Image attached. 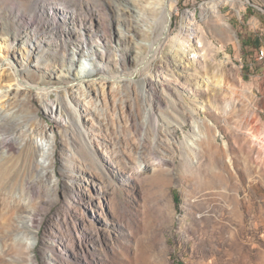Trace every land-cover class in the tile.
Segmentation results:
<instances>
[{"label":"rangeland","instance_id":"374dc122","mask_svg":"<svg viewBox=\"0 0 264 264\" xmlns=\"http://www.w3.org/2000/svg\"><path fill=\"white\" fill-rule=\"evenodd\" d=\"M150 7L0 0V60L43 88L4 101L0 86L18 121L0 162L36 148L0 183V264H264V0H177L147 67ZM73 52L89 59L73 68L105 65L91 86L68 85Z\"/></svg>","mask_w":264,"mask_h":264},{"label":"bare ground","instance_id":"6f19581e","mask_svg":"<svg viewBox=\"0 0 264 264\" xmlns=\"http://www.w3.org/2000/svg\"><path fill=\"white\" fill-rule=\"evenodd\" d=\"M147 1H149L151 7L149 9H145L144 14L149 16V18H151L150 35L153 38V43H151L149 47H147L148 52H152L151 56L146 58V55H144L141 58L142 61L141 65L143 66H147L150 64V60L148 58L153 57V55L157 52V50L161 48L160 44H162L163 41L168 37L172 28V21L175 15L173 5L177 0H147ZM210 9L214 10L215 5L211 4L209 7L208 5H206L203 9V12L205 11L206 13V14L204 13V15L209 14ZM187 15L188 13H186V16ZM152 28H153V32L151 31ZM221 28L225 34L227 35L230 34L231 30L228 26L222 24ZM184 35H187L188 38L198 37L196 35L195 27L192 26L187 27L186 25H184V22H182V28L180 33L177 35V37L183 38ZM72 54H73L72 57L69 59L70 63L67 65L68 73L71 72L70 77L72 78L70 81H68L69 83L68 85L74 84L75 82L78 81H85L87 82V84L91 83L90 84L91 86L92 82H89L88 77H91L93 73L97 70L103 72L106 69L105 65L100 62L95 63L88 61V65H91V67L89 66L87 68H84L83 66H81L79 69H76L73 68V66L79 63L81 59L83 60H89V59H87L82 54L80 55L76 54V52H73ZM156 63L157 62H155V65ZM25 67L26 65L23 67L22 64L20 65V67H17L13 58L8 57L0 60V86H3L4 81L9 82L7 85L8 90H6L5 94L1 96V99L5 98L4 101H17L19 98H23V99L25 97L29 98L31 96L30 93L31 87L33 86L37 89H40V91L43 89L42 87L34 85L26 78H24L22 73H24V71L26 70ZM7 70H9V72ZM122 76L128 77L129 80H132L131 76L126 74L121 76L119 75L118 79L122 78ZM112 78L114 79V76H112ZM207 81H210V79L207 78ZM11 82H14L13 86ZM142 85L144 87L145 85L146 86L148 85L147 81L144 80L143 78H142ZM10 86L12 87L10 88ZM82 87L83 85L80 84L79 88ZM45 91H47L45 93V98L44 96H42V98L44 99L45 104L47 103L52 104L51 109L53 112L55 109V104L57 105L58 103L55 102L50 103L47 96L48 90ZM61 91L63 92L66 91V93H70V91H72V85L67 90L65 89L57 90V92H61ZM56 109L60 111L62 110L61 107L60 108L58 107ZM17 122L18 121L15 116H13L12 118L11 117L8 118V116L3 112H1L0 109V146L7 147L8 149L12 148V144L15 138L11 137L10 135L12 134V129L14 127V124H17ZM35 151L36 148L35 145H33L32 140L26 139L23 147L19 151H17L14 154L13 152H10V154L6 156L7 158L4 161L2 160V162H0V183L13 180L14 178H16V176L26 177L32 168V162L35 156ZM188 160H190V157L185 156L181 161V164L187 162Z\"/></svg>","mask_w":264,"mask_h":264},{"label":"trees","instance_id":"16d2710c","mask_svg":"<svg viewBox=\"0 0 264 264\" xmlns=\"http://www.w3.org/2000/svg\"><path fill=\"white\" fill-rule=\"evenodd\" d=\"M173 200H174L175 207L178 208L180 204V199L176 191H173Z\"/></svg>","mask_w":264,"mask_h":264},{"label":"built area","instance_id":"2783aa9c","mask_svg":"<svg viewBox=\"0 0 264 264\" xmlns=\"http://www.w3.org/2000/svg\"><path fill=\"white\" fill-rule=\"evenodd\" d=\"M261 55H263V52L261 51Z\"/></svg>","mask_w":264,"mask_h":264}]
</instances>
